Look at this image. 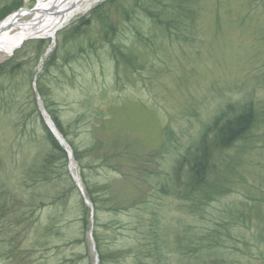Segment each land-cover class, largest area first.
Listing matches in <instances>:
<instances>
[{"label": "rangeland", "instance_id": "obj_1", "mask_svg": "<svg viewBox=\"0 0 264 264\" xmlns=\"http://www.w3.org/2000/svg\"><path fill=\"white\" fill-rule=\"evenodd\" d=\"M13 1L0 0V11ZM35 3L22 0L6 16ZM99 4L98 17L91 11ZM196 10L191 21L177 24L176 38L135 0H99L53 38H43L50 44L36 65L25 64L26 74L0 79V199L5 191L20 206L0 218V264H99L92 227L77 243L82 234L75 214H63L59 234L46 231L59 185L33 177L47 151L37 136L45 108L37 81L54 53L58 64H48L47 102L67 138L87 150L81 162L72 156L57 163V180L66 189L62 207L80 204V190L71 189L66 176H75L83 190V172L91 184H110V202L121 211L98 212L114 256L104 264H177V234L184 231L198 238L197 264H264V0H199ZM111 29L120 47L133 52L130 62L116 54L115 63L104 40ZM76 31L83 34L72 40ZM65 32L68 38L56 44ZM66 49L78 56L64 64L58 55ZM14 52H0V63ZM225 102L252 104L254 139L233 190L192 212L170 188V166ZM107 221H113L108 229Z\"/></svg>", "mask_w": 264, "mask_h": 264}, {"label": "trees", "instance_id": "obj_2", "mask_svg": "<svg viewBox=\"0 0 264 264\" xmlns=\"http://www.w3.org/2000/svg\"><path fill=\"white\" fill-rule=\"evenodd\" d=\"M199 0H135V6L141 8L147 16L166 32H173L177 38V24H184L185 20H190L195 17L197 12L196 6ZM111 2V0H107ZM22 0H14L7 8L10 11L20 7ZM104 5V4H103ZM102 4L96 5L91 12L93 15L99 17V12L102 11ZM0 11V19H2L8 10ZM102 14V13H101ZM126 18L131 19V16L125 12ZM165 16L166 19H161ZM169 18V19H168ZM88 21H85L87 25ZM89 24V22H88ZM173 31H171V30ZM176 31V33H174ZM65 32L60 38L56 37V44L68 38ZM81 31H76V35L71 33L73 40H78L82 35ZM80 35V36H79ZM104 40H106L112 50L115 63H119L118 54L127 63L130 59L135 57L133 52L126 48L125 50L120 47L119 43L115 41V32L113 29L104 32ZM50 44L49 39L38 38L29 40L21 49L14 52L12 57L0 63V79L3 77H12L17 73L26 74V65L30 63L32 66L36 65L41 56L46 52ZM34 51V53H33ZM55 54V53H54ZM51 54L44 68L43 73L37 81V90L44 99L45 108L53 120L57 129L67 139L73 154V158L79 162L82 160V154L86 152L85 149H80L71 140L67 138V131L62 125L57 116V111L52 108L47 102L46 96V83L45 78L48 73V64H58L54 59L55 55ZM72 54V55H71ZM70 56H78L75 52H70L68 49L58 55L60 60L65 64L69 62ZM131 68L135 69V65L131 64ZM59 68V67H58ZM136 70V69H135ZM4 86L1 85V89ZM9 87H7L8 89ZM6 88L3 89L5 91ZM3 100V95L0 91V99ZM252 104L245 102L244 104H233L225 102L222 107H219L206 126L201 130L199 136L191 143L186 144L184 148L177 153L170 166L171 172V185L170 188L179 200H184L188 203V207L192 212L199 210L201 205L206 204L209 200L214 199L216 196L233 190V178L241 174L242 165L240 162L245 159V155L249 153V146L254 139L251 134V129L255 121V113ZM41 132L38 134V139L47 145V151L38 165L37 170L33 171L34 181L42 179L47 184L56 183L59 185V190L51 196V203L53 211L48 217V224L46 231L51 235L59 234V225L63 220V214H75L74 221L77 222L81 237L76 238L77 243H82L83 235L87 233L92 227V238L95 249L99 256V264H104L110 257L113 256L108 252L109 245L105 242L104 234L100 228L98 220V212H121L120 209L114 206L111 202V187L108 183L91 184L87 181L85 174H81V183L83 190L93 208V223L89 222L90 207L85 205L83 199H80V204L77 207H62L65 199V187L60 188L62 180L58 172V162L66 163L68 161L67 153L55 137L51 134L45 123L40 119ZM250 135V136H249ZM235 147V148H234ZM90 148H93L92 146ZM85 167V164L81 165ZM61 179V178H60ZM66 179L70 183L71 189H76L75 185L71 184L69 175ZM163 187V184H162ZM4 199H0V218L4 221L5 215L14 211L16 207H20L18 203L8 200L7 194L3 192ZM7 197V198H6ZM52 208V207H51ZM58 208V210H56ZM67 212H64L63 211ZM106 222L107 229L113 225V221ZM8 223V222H6ZM9 224V223H8ZM105 225V224H104ZM159 236L153 235L152 240L157 243ZM198 239V238H197ZM193 233L184 231L177 234V264H197L194 257L197 250V240ZM199 245V244H198ZM119 255V252H116ZM114 257V256H113ZM112 257V258H113ZM195 258V259H194ZM203 264H230L223 261H210ZM231 264H237L231 262Z\"/></svg>", "mask_w": 264, "mask_h": 264}, {"label": "bare ground", "instance_id": "obj_3", "mask_svg": "<svg viewBox=\"0 0 264 264\" xmlns=\"http://www.w3.org/2000/svg\"><path fill=\"white\" fill-rule=\"evenodd\" d=\"M99 0H36L31 9L20 8L0 20V52L11 55L25 41L53 38L66 22L88 11ZM25 18V19H24ZM59 135L58 130H53ZM64 139H62L63 141ZM61 141V146L65 144ZM67 143V140H64ZM68 144L67 154L72 160ZM72 168V163L70 165Z\"/></svg>", "mask_w": 264, "mask_h": 264}, {"label": "water", "instance_id": "obj_4", "mask_svg": "<svg viewBox=\"0 0 264 264\" xmlns=\"http://www.w3.org/2000/svg\"><path fill=\"white\" fill-rule=\"evenodd\" d=\"M41 114L42 115H44V114H46L44 111L43 112H41ZM46 116H47V114H46ZM48 117V119H49V116H47ZM64 144H65V147H68V144L63 140L62 141ZM73 177V176H72ZM73 179H75V181H76V185L79 187V183H78V181L76 180V178L75 177H73ZM86 203H88V200L87 199H85L84 200Z\"/></svg>", "mask_w": 264, "mask_h": 264}]
</instances>
